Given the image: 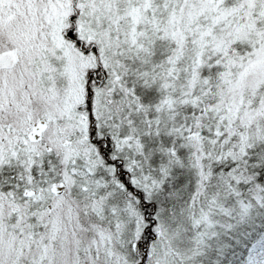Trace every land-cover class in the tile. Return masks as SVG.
<instances>
[{"label":"snow or ice","instance_id":"6c2138e0","mask_svg":"<svg viewBox=\"0 0 264 264\" xmlns=\"http://www.w3.org/2000/svg\"><path fill=\"white\" fill-rule=\"evenodd\" d=\"M0 264H264V0H0Z\"/></svg>","mask_w":264,"mask_h":264}]
</instances>
